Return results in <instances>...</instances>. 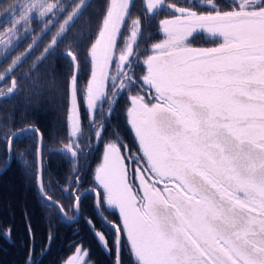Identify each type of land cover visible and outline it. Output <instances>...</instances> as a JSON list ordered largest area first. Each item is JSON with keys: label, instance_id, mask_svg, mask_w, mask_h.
<instances>
[{"label": "snow or ice", "instance_id": "1", "mask_svg": "<svg viewBox=\"0 0 264 264\" xmlns=\"http://www.w3.org/2000/svg\"><path fill=\"white\" fill-rule=\"evenodd\" d=\"M154 7L148 4L149 11ZM128 9V0L108 3L103 26L86 54L91 70L84 100L98 148L106 125L96 119L97 101L103 97L109 102L110 119L124 90L131 93L138 87L128 95L124 110L138 146L135 155L113 134L92 168L88 153L72 142L73 137L79 139L82 127L80 56L62 53L74 69L67 81L70 143L63 150L74 160L83 156L92 175L90 187L81 191L78 185L74 190L77 207L91 195L94 211L113 228L109 244L93 221H86L104 250L110 255L115 250L113 264H123L120 252L125 242L134 264H264V0H193L185 7L173 5L176 15L160 21L166 38L151 46L140 77L133 68L132 43L117 55L118 33ZM139 30V21H132L131 40ZM205 32L222 43L211 48L188 46L191 38ZM32 50L33 45L4 72L5 78L11 76L8 93L19 89L12 73ZM113 65L119 83L112 75ZM11 139L5 144L6 152ZM41 157L42 140L37 150V158ZM20 163L25 174L35 179L41 200L63 215V205L46 196L42 159H25L21 153ZM72 169L78 170L75 163ZM105 205L118 209V222L99 213ZM26 231L32 247L24 264H32L35 234L30 224ZM11 233L9 227L3 235L14 243ZM52 239L49 233L48 248ZM84 251L78 246L65 264H82Z\"/></svg>", "mask_w": 264, "mask_h": 264}, {"label": "trees", "instance_id": "2", "mask_svg": "<svg viewBox=\"0 0 264 264\" xmlns=\"http://www.w3.org/2000/svg\"><path fill=\"white\" fill-rule=\"evenodd\" d=\"M74 1L79 2V0ZM109 1L89 0L70 27L57 40L52 51L48 52L33 69L30 67L35 59L34 56L25 59L19 69L12 73V76L18 80L19 89L14 91L9 98L0 100V167L7 159L5 144L9 136L23 127L37 128L43 139L42 182L48 189L46 195L62 204L64 212L70 217L74 214V189L77 185L81 190L90 187L92 175L91 171L85 168L83 156L78 160V170L73 173L74 162L67 154L59 151V148L69 142L67 116L70 90L67 81L73 75L74 70L69 65L68 58L62 55L63 52H78L80 56L77 83L78 103L82 114L80 119L83 126L78 142L88 153L91 167L96 166L103 143L113 134H118L128 149L135 150L133 134L125 123L124 110L127 107L125 93L119 96L111 118H108L109 114L107 116L104 139L101 140L98 148L95 147L96 138L89 128L88 114L82 102V93L91 70L86 54L101 29ZM159 15L160 18L164 17V12ZM133 17H139L142 21V30L135 51L142 55L148 54V47L151 43L162 37L157 25L159 16L155 13L149 14L143 5V0H133L127 20ZM59 23L61 21L58 19L47 32L39 37L35 46V51L37 50L35 54H42L57 31ZM33 34L37 36L38 30ZM24 39L27 40L26 44L31 41L28 37ZM3 63L0 74L7 65L5 60ZM25 73L28 75L25 76ZM34 85H39V87H34ZM12 150V162L8 169L0 174V264H24L25 254L32 247L26 231L29 224L35 234L32 264H60L80 245L87 250L88 257L94 264H113L114 249L111 255L105 251L86 222L91 219L95 230L103 232L111 244L113 234L98 219L93 209V197L86 195L80 201V215L77 221L71 224L64 222L55 208L41 200L35 179L25 174L20 163L21 153H24L25 159L36 161V135L26 133L16 138L13 141ZM36 166L37 164L34 163V167ZM69 181L73 182L69 183ZM101 210L109 219L117 222L115 211H109L105 206ZM9 227L12 230L11 238L14 243L9 242L8 238L3 235ZM107 231H109L108 234ZM49 233L54 235L50 248L46 243Z\"/></svg>", "mask_w": 264, "mask_h": 264}, {"label": "rangeland", "instance_id": "3", "mask_svg": "<svg viewBox=\"0 0 264 264\" xmlns=\"http://www.w3.org/2000/svg\"><path fill=\"white\" fill-rule=\"evenodd\" d=\"M88 1L89 0H79V2L75 3L74 0H0V68H3V66H4L3 61L4 60L7 62L5 70L0 74V92L1 93L7 92L8 88L10 86V80H11V77L10 78L4 77V72L7 71L13 65L14 62H16L20 57H22L24 55V53L27 52L29 50V48L32 47V45H33V50L31 52V54L27 57V59H29L30 57H33V56L35 57V59L32 62V65L30 67V69H33L45 57V52L49 48L53 49L57 40L66 32V30L70 27L72 22L76 19L75 18L73 20V16L75 15L77 17L81 12L80 11L81 6L84 5V7H85V5L88 3ZM150 2L153 3V0H143V5L145 6L146 10H148V4ZM192 2H193V0H187L186 2H181V4L179 6L185 7ZM197 2H203V0H197ZM220 2L221 3H230L231 0H220ZM109 3H110V1H109ZM69 4H71V5H69ZM163 8H166L165 10L168 9V4L166 3L165 0H163L160 5L155 6V8L152 9L151 14H153V12L157 13L158 11H160ZM166 13L170 14L171 16L175 15L174 13L171 14L169 10H167V12H165L164 14L166 15ZM105 18H106V16H105ZM105 18H104V20H105ZM58 19L61 21V23L58 24L57 31L55 32L53 38L51 39L49 44L46 46V48L44 49L42 54H40V55L35 54V53H37V50L35 51V46H36L37 41L39 40V37L43 33L47 32L51 28V26L57 22ZM134 20L139 21L140 30L137 33L136 39L131 40L130 39V37H131V26H132V21H134ZM161 20H164V19H160V21ZM160 21L158 20V28H159V32L162 33V37H160V39H158V40L153 41L151 43V45L148 47L149 50L151 49V46L153 44L159 43L166 38L165 34L162 32ZM102 26H103V22H102ZM102 26H101V28H102ZM36 30H38V32H39V34L37 36H35L33 34V32ZM141 30H142V21L139 17H135V18L133 17L129 21L126 19V21L122 27L121 33L118 37L119 38L118 42H117V55L119 54V51L126 46L127 43H129V42L132 43V45H133V68H134V71H135V74L137 77L144 75L141 72L142 67H143L142 66L143 59L146 58L147 55L152 54V53H148V54L142 55V53L135 51L137 42H138L140 34H141ZM26 37H28L29 39L31 38V41L29 42V44H26L27 40L24 39ZM96 39H97V37H96ZM196 39L198 40V38H196ZM188 42H189L188 46L192 47L191 46L192 41L189 40ZM220 43H222V41H220L217 44V46ZM193 48H195V47H193ZM209 48H211V47H209ZM6 57H7V59H5ZM23 63H24V61H23ZM23 63H21L20 65H22ZM20 65H19V67H20ZM19 67L17 69H19ZM90 67H91V65H90ZM144 71H145V69H144ZM112 75H115L117 77V83H119V81H118L119 72H118L117 67L115 65L112 66ZM89 78H90V76L88 77V79ZM109 83H111V82L109 81ZM85 89H86V85H85V88H84L83 93H82V102H83L85 111H87L86 103L84 100ZM137 91H138V87H133L131 89V93H129L128 89L124 90L125 99L127 100V104H128V99H127L128 95L129 94H135ZM110 94L111 93L109 90L108 95H110ZM153 102H155V101H153ZM69 107H70V102H69ZM78 111H79V114L81 117L82 114H81L79 103H78ZM109 111H110V104L107 100H105L102 97L100 100L97 101L96 119L98 121L103 120V122L105 123L107 116L109 114ZM87 114H88L87 120L89 122L91 114L88 111H87ZM81 124H82V121H81ZM82 126H83V124H82ZM81 129H82V127H81ZM69 131H70V125L68 122V134H69ZM78 135L80 137L81 132ZM78 140L79 139H77L76 137L72 138V142H75L78 145H80ZM68 143H70V141ZM63 147L64 146L59 148V151L63 152L64 154H67L71 158V160L76 164V166H78L79 161L74 160L71 157L70 152L63 150ZM137 147H138L137 144H135V150H136V151L134 150L135 152H137ZM102 149H103V147H102ZM102 149H101L100 157L102 154ZM122 154L128 155V152L122 150ZM131 154L134 155V152L131 151ZM12 159H13V150H12ZM77 178L78 177H76V179ZM77 186H76V188H77ZM65 192H67L66 189H65ZM73 195H74V191H73ZM108 209H110V208H108ZM106 218L108 220H111V218L109 219V217H107V216H106ZM111 221H113V220H111ZM108 229L112 232V234L114 236V232L110 228H108ZM108 233H109V231H107V234ZM84 250L85 251L83 253H81V255L83 256L82 264H94V262L89 259L87 250L85 248H84ZM75 255H76V250L72 254H70L67 258H65L60 264H65V262L69 258H71ZM114 258H115V250H114Z\"/></svg>", "mask_w": 264, "mask_h": 264}, {"label": "water", "instance_id": "4", "mask_svg": "<svg viewBox=\"0 0 264 264\" xmlns=\"http://www.w3.org/2000/svg\"><path fill=\"white\" fill-rule=\"evenodd\" d=\"M132 1H133V0H128L129 8H130V5H131ZM162 1H163V0H159V2L156 3V0H153V3L155 4V6H158V5L161 4ZM154 8H155V7H154ZM128 12H129V9H128ZM128 12H127V14H126V17H125L124 22H122V24H121L120 32H121V30H122V27H123L125 21H126V18H127ZM120 32L118 33V37H119V35H120ZM13 93H14V92H13ZM13 93L5 92V93H3V94H0V100H1V99H5V98H9ZM32 128H35V127L28 126V127L20 128V129H18V130H15V131L9 136V138L14 137V139H11V143H10V146H9V151H7V160H6L5 164H4L2 167H0V174H2L5 170H7L8 167L10 166L11 162H12V144H13V141H14L16 138H18V137H20L21 135L26 134V133H33V134H35L36 137H37V150L41 147V140H42V145H43V139H42V136H41L40 132H38V133H37V132H33V131L30 130V129H32ZM35 129H37V128H35ZM9 138H8V140H9ZM7 142H8V141H7ZM37 150H36V161L38 162L39 159H42V157H41V158H37ZM40 174H42V166L40 167ZM36 187H37V184H36ZM82 191H84V190H82ZM37 192H38V191H37ZM38 194H39V192H38ZM39 196H40V195H39ZM46 196H47V195H46ZM51 199H52V198H51ZM52 200H53V199H52ZM43 201H45V202L47 203L46 200H43ZM53 201H55V200H53ZM57 203H58V202H57ZM47 204H48V203H47ZM79 206H80V202H79ZM79 206L77 207L76 202H75V199H74V204H73L74 214H73V216L71 217L72 219H66L65 217H69V216H67L65 212H64L63 215H61L60 212L58 211L59 214H60V216H61V218H62V220H63L64 222H66V223H69V224L74 223L75 221H77L78 218H79V215H80V208H79ZM99 213H100L101 215H103L104 217H106V216L103 214V212L101 211V209H99ZM96 214H97V212H96ZM97 216H98V215H97ZM98 218H99V216H98ZM99 219H100V218H99ZM100 221H101L105 226H107L108 228H110V229L113 231V228L110 227L107 223H104V221H103L102 219H100ZM113 232H114V231H113ZM115 255H116V253H115Z\"/></svg>", "mask_w": 264, "mask_h": 264}, {"label": "flooded vegetation", "instance_id": "5", "mask_svg": "<svg viewBox=\"0 0 264 264\" xmlns=\"http://www.w3.org/2000/svg\"><path fill=\"white\" fill-rule=\"evenodd\" d=\"M165 1L168 4V9L167 10H169L171 14L174 13L176 15V13L173 12V10H172V6L175 5L176 7H183V6H179V5L181 4V2H186L187 0H170V1L169 0H165ZM165 9L166 8H163L160 11H158L157 13L154 12L155 14H157V16H159V21H160V19H170V18L173 17L170 14L166 13V15L164 14V17L162 16L160 18V15L159 14H161V12H164V11L167 12V10H165ZM157 25H158V21H157ZM158 31H159V28H158ZM159 33L162 36V33L161 32H159ZM196 38H198V40L200 42ZM190 41H192L191 42V46L192 47H195V48H209V47H215V46H217V44L220 41H222V40L221 39H216V38L212 37L210 34H208V33L205 32V33H200V34L195 35L193 38L190 39ZM206 42H208V44H206ZM187 43L189 45V42H187ZM148 52L151 53V51L149 49H148ZM141 72L144 74V68L143 67H142ZM135 151H132V152H134V155L136 154ZM107 210H109V211H115L116 212V214H117L116 215V220L118 222L119 221L118 209L117 210L107 209ZM127 251L129 252V248H128L127 243L125 242V244H124V246H123V248L121 249V252H120V258H121L123 264H131L130 263V258L126 257V252Z\"/></svg>", "mask_w": 264, "mask_h": 264}]
</instances>
